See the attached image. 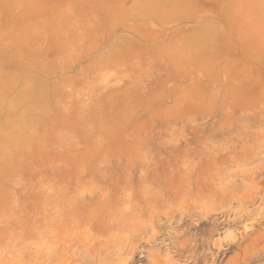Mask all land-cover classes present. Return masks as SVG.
<instances>
[{
	"label": "rangeland",
	"instance_id": "1",
	"mask_svg": "<svg viewBox=\"0 0 264 264\" xmlns=\"http://www.w3.org/2000/svg\"><path fill=\"white\" fill-rule=\"evenodd\" d=\"M0 264H264V0H0Z\"/></svg>",
	"mask_w": 264,
	"mask_h": 264
},
{
	"label": "bare ground",
	"instance_id": "2",
	"mask_svg": "<svg viewBox=\"0 0 264 264\" xmlns=\"http://www.w3.org/2000/svg\"><path fill=\"white\" fill-rule=\"evenodd\" d=\"M207 36H208V35H207ZM207 36H206V37H207ZM211 37H212V36H211ZM211 37H210V38H211ZM210 38L208 37V42L210 41ZM212 39H213V38H212ZM205 40H206V39H203L204 42H205ZM210 43H212V42H210ZM210 43H209V44H210ZM208 46H210V45H208ZM32 84H33V83H32ZM30 88H31V87H29V91H30Z\"/></svg>",
	"mask_w": 264,
	"mask_h": 264
}]
</instances>
